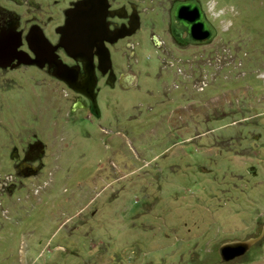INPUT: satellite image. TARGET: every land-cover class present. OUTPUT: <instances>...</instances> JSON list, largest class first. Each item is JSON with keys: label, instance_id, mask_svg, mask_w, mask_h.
I'll return each instance as SVG.
<instances>
[{"label": "rangeland", "instance_id": "374dc122", "mask_svg": "<svg viewBox=\"0 0 264 264\" xmlns=\"http://www.w3.org/2000/svg\"><path fill=\"white\" fill-rule=\"evenodd\" d=\"M129 1L145 8L139 27L110 57L130 77L98 79V116L45 69H0V175L14 185L0 194V264H264V0H197L214 30L200 45L170 41L174 0ZM0 4L55 38L59 19ZM214 49L227 59L205 68L197 55ZM31 139L38 169L17 173L9 154ZM255 236L220 260L222 243Z\"/></svg>", "mask_w": 264, "mask_h": 264}, {"label": "water", "instance_id": "95a60500", "mask_svg": "<svg viewBox=\"0 0 264 264\" xmlns=\"http://www.w3.org/2000/svg\"><path fill=\"white\" fill-rule=\"evenodd\" d=\"M108 3L106 0H78L72 7L65 10L64 22L55 28L58 33V40L51 44L42 34L39 27L31 25L24 36L28 51L16 49L20 44L14 37L0 35V67H5L15 60L13 65L26 64L35 65L41 68L45 63L52 67L51 74L62 80L75 92L83 94L89 100L91 111L97 114V105L94 94V65L91 61L92 47H95L94 54L97 56V68L100 63L109 62L108 51L104 41L114 42L119 38L131 35L138 27V18L132 17L127 26H120L113 30L107 28L104 16L107 13ZM110 14L113 12L110 11ZM170 17L177 26L183 28L187 38L192 41H210L214 30L205 18L200 4L194 0H177L170 8ZM124 27V29L122 28ZM62 48L64 52L74 58L82 60V71L84 76L81 81L76 82V72L71 66L62 63L54 53L56 48ZM107 68H102L104 73ZM70 75V79L67 77ZM111 70L108 72L106 83H112ZM81 106L77 100L72 107ZM258 236L242 240H233L222 243L219 247L220 260L225 262L235 256L242 254Z\"/></svg>", "mask_w": 264, "mask_h": 264}, {"label": "flooded vegetation", "instance_id": "af4514ba", "mask_svg": "<svg viewBox=\"0 0 264 264\" xmlns=\"http://www.w3.org/2000/svg\"><path fill=\"white\" fill-rule=\"evenodd\" d=\"M9 1L11 4H15L19 7L25 8L26 11H28V12H33L34 10H38L39 12H42L45 15H47V17L49 19H54V20L59 19V23L57 25V26H59L64 22L65 10L69 7H72L73 4L78 0H9ZM175 1H177V0L171 1L172 4ZM194 1L198 2L197 0H194ZM106 2L108 3V6L106 8L107 13L104 16V21L107 22V28L109 30H113V29L120 27V26L126 27L128 21L132 17L138 18V23H139V20H140L139 19V12L144 11V9H145L143 7L138 8V3L136 1H135L136 3L130 2L129 0L124 1V2L122 1L118 5H112V1L110 3V1H108V0H106ZM65 3H66V5H65ZM172 4H171V6H172ZM52 5H54V6L57 5V7H55V9H51ZM170 8L171 7L168 8V23H167V35H168L170 41H172V43H174V45L185 44V43L200 45V44L204 43L201 41H192V40L187 38L185 30L183 28L177 26L176 22L171 19ZM110 11L113 12V14H110ZM32 19H33L32 22H30V24H28V26H26V24H24L20 21L19 15H17L14 11L8 9L5 4L4 5L0 4V35H4L6 37H9V36L14 37L15 40L20 41V44L16 47V49L28 51L26 44H25V41H24V36L28 32V29L30 28L31 25H36L37 27L40 28L44 37L51 44H55L57 42L58 36H59L58 33L55 31V28L57 26L54 28V37L55 38L53 39V38L45 36V34L43 33V31L40 27V25L42 24L41 23L42 20H40V18L36 19L35 17H32ZM138 27H139V24H138ZM138 27L136 29H138ZM122 28L124 29V27H122ZM136 29L134 30V32L136 31ZM129 36H124V37L119 38V39L120 40L126 39ZM157 37L158 36H156L154 33H149V39L152 42V44L154 45L153 54L157 57L158 62L160 61V59L164 60L167 57H174L173 51H172V49L174 47L168 46V44L163 39H160ZM119 39H117L114 42L104 41V45L108 51L109 62L107 65V63H104L102 61V63H100L101 68H97L98 61H97V56L94 54L95 47H92L91 61H92V64L94 65L95 84H94L93 91L95 94V99H97V92H96L97 84H98L97 82H98V79L100 77H104L103 80H104L106 85L112 86L114 84L120 85V83H122V79H124V77L126 75L130 74V73H128L129 71H127L126 69L124 71H122L121 69L120 70L117 69L118 71H116L112 67V60L110 57V46L115 44ZM123 44L124 45L126 44L125 47L129 48V51L126 53V56H128L130 54L132 55L133 50L131 48L133 47V44L128 40H125ZM28 53L31 55V53L29 51H28ZM54 53L57 55V58L61 60L62 63L66 64L67 66H71L72 71L76 72V82L78 83L79 81H81L83 76H84V73H83L82 68H81L82 60L74 59V58L68 56L64 52V50L60 47L56 48L54 50ZM14 63H15V60L11 61L10 64L5 66V67H0V69H12V68H15L19 65H26V64H17V65L11 66ZM31 65H33V64H31ZM102 68H107L104 73H102V71H101ZM40 69H45L46 71L49 72V74L54 79L63 83L68 89H70L66 85L65 82H63L62 80H59L58 78H56L55 76H53L51 74L52 67H48L47 64L45 63ZM110 70L112 73L111 76H112L113 80H112L111 84H107L106 78H107L108 72ZM131 76H132L131 78L133 80V83L135 84L136 78H135V75L133 72H132ZM67 77L69 79L71 78L70 75H68V74H67ZM70 90L72 92H74L78 98L75 100V102L78 100L81 104V107H82V105H84L86 107V109H88L90 114H92L94 116H98V109H97L96 115L91 111L90 106H89V100L87 97H85L81 93L73 91L72 89H70ZM73 103L74 102H72V104ZM96 105H97V100H96ZM97 108H98V105H97ZM35 143H38L37 140L34 141V139H31V141H29L25 144V147L22 149V151L20 153L16 151L17 150L16 147H14V146L12 147L13 149H12L11 153L9 154L10 155L9 157L13 160V165H14V167H16L17 173L29 175L30 173H32L33 171H36L38 169V168H36V166L38 165V160L40 159L41 153L39 154V156H36V157H34V155L32 153L29 154L31 147H33ZM30 155H33V156H30ZM10 175L13 177V175L11 173H10ZM13 187H14V185L10 184L9 187L5 191H8V190L12 189ZM240 240H242V239H240ZM227 242H229V241H227ZM252 245L253 244H251L242 254L238 255V257L245 255L247 253V251L250 249V247H252ZM235 257H237V256H235ZM235 257H233V258H235ZM232 259H230V260H232Z\"/></svg>", "mask_w": 264, "mask_h": 264}, {"label": "built area", "instance_id": "2783aa9c", "mask_svg": "<svg viewBox=\"0 0 264 264\" xmlns=\"http://www.w3.org/2000/svg\"><path fill=\"white\" fill-rule=\"evenodd\" d=\"M226 52L227 50L225 49H214L210 52H208L206 55H197V58H199L203 64V66L206 67H211L214 64V68L216 67H220L221 62H225L227 59L226 56ZM161 61L163 59H160ZM186 60V59H185ZM183 61H178L175 57H167L166 59L163 60V65L171 70H173L175 72V74L178 75H184L181 74L183 71V68H179L177 65L178 63H180ZM206 82L204 80H199L198 82H196V80L194 81V83L192 84V87L195 89V91L197 90H202L205 86H206ZM174 87H177V85L175 83H173ZM13 180V177L10 174H4V175H0V194H2L11 184ZM2 192V193H1Z\"/></svg>", "mask_w": 264, "mask_h": 264}]
</instances>
